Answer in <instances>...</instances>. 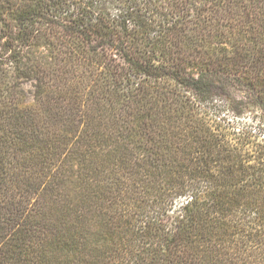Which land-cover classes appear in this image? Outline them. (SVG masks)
Wrapping results in <instances>:
<instances>
[{
	"label": "trees",
	"instance_id": "16d2710c",
	"mask_svg": "<svg viewBox=\"0 0 264 264\" xmlns=\"http://www.w3.org/2000/svg\"><path fill=\"white\" fill-rule=\"evenodd\" d=\"M261 132L264 0H0V264H264Z\"/></svg>",
	"mask_w": 264,
	"mask_h": 264
},
{
	"label": "rangeland",
	"instance_id": "374dc122",
	"mask_svg": "<svg viewBox=\"0 0 264 264\" xmlns=\"http://www.w3.org/2000/svg\"><path fill=\"white\" fill-rule=\"evenodd\" d=\"M25 88L27 91L31 92L32 91V87L30 84H26L25 85ZM252 126H254V129H256L255 125L251 124ZM260 140H263L264 141V132H261L260 133Z\"/></svg>",
	"mask_w": 264,
	"mask_h": 264
}]
</instances>
